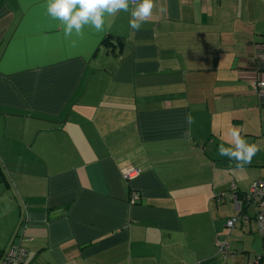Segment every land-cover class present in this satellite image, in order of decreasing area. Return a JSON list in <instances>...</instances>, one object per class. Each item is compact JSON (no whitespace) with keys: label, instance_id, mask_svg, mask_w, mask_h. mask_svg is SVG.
<instances>
[{"label":"crops","instance_id":"crops-1","mask_svg":"<svg viewBox=\"0 0 264 264\" xmlns=\"http://www.w3.org/2000/svg\"><path fill=\"white\" fill-rule=\"evenodd\" d=\"M46 3L0 0V260L19 242L22 264H234L218 146L239 123L264 148V0H154L139 31L120 11L72 39Z\"/></svg>","mask_w":264,"mask_h":264},{"label":"clouds","instance_id":"clouds-1","mask_svg":"<svg viewBox=\"0 0 264 264\" xmlns=\"http://www.w3.org/2000/svg\"><path fill=\"white\" fill-rule=\"evenodd\" d=\"M130 5L133 7L130 8ZM154 0H47V15L57 21L66 39L80 37L85 27L102 32L108 26V17L113 20L118 12H130L129 27L139 31L142 24L153 14ZM186 121L193 123L191 114ZM230 147L223 143L218 146V154L236 162V167L243 168L251 164L253 157L262 150V142L250 143L240 131L233 128L230 132Z\"/></svg>","mask_w":264,"mask_h":264},{"label":"rangeland","instance_id":"rangeland-1","mask_svg":"<svg viewBox=\"0 0 264 264\" xmlns=\"http://www.w3.org/2000/svg\"><path fill=\"white\" fill-rule=\"evenodd\" d=\"M256 106L259 107V104H256ZM257 107L253 110L251 120L248 121V124H250L255 130L259 131V120L261 115L259 114V108ZM260 123L262 124V122ZM236 125L238 126L235 128L240 131L241 127L245 124L240 125L237 123ZM225 141L223 140V144L225 147H228ZM233 173H235V175H233V182L231 185H237L240 190L247 192L251 183L264 174V148L256 153L251 164L245 165L243 168L236 167L234 168ZM238 181H240V183H238ZM226 203L227 204H224V202H222L220 222L222 223L224 234L221 235L220 241L226 240L229 242L230 255L236 257L235 260L233 259L234 264H245L247 259L248 264H252L251 261L253 260V256H256L255 259L262 256L264 257V238L258 233L254 220L251 222V232L249 231V227H245V230H243V228L241 229L239 227V224H235L234 227H228L227 221L232 217H236L237 211L230 200H227ZM248 212L250 215H253L254 210L250 208ZM253 252H255V255L252 254Z\"/></svg>","mask_w":264,"mask_h":264},{"label":"built area","instance_id":"built-area-1","mask_svg":"<svg viewBox=\"0 0 264 264\" xmlns=\"http://www.w3.org/2000/svg\"><path fill=\"white\" fill-rule=\"evenodd\" d=\"M253 87L257 93L260 95H264V78L258 79L253 82ZM138 175V170L134 168L124 169L122 171V176L125 179H130ZM237 191V187L232 184L231 191L229 193L230 197L235 200L237 216L232 217L227 221L228 227H234L237 223L238 219L242 217L243 220L248 221L249 217L245 213L246 211L243 208V205L252 206L254 208V221L256 223L257 231L260 235L264 237V175L262 177L254 180L249 190L241 197L238 198L235 194ZM131 201L134 202L137 200L138 195L136 193H132ZM220 198L226 196V193H221ZM218 251L223 257H227L230 255L229 252V243L224 241H217ZM27 258V250L22 247L19 242H12L8 246L7 250L3 254L0 264H22L25 262Z\"/></svg>","mask_w":264,"mask_h":264},{"label":"trees","instance_id":"trees-1","mask_svg":"<svg viewBox=\"0 0 264 264\" xmlns=\"http://www.w3.org/2000/svg\"><path fill=\"white\" fill-rule=\"evenodd\" d=\"M105 41H108V39L105 38ZM105 41H104V42H105ZM230 191H231V188L229 189V191H227V192H223V193H226V194H227V193H230ZM245 193H246V192H245ZM245 193H244V192L240 193V192L237 190L235 194L237 195L238 198H241ZM216 197H217V196H216ZM232 199H233V198H232ZM233 200H234V199H233ZM243 208H245V205H243ZM244 210H245V209H244Z\"/></svg>","mask_w":264,"mask_h":264}]
</instances>
